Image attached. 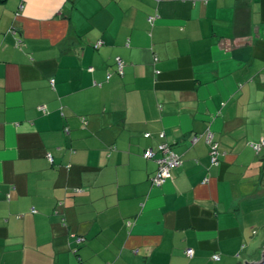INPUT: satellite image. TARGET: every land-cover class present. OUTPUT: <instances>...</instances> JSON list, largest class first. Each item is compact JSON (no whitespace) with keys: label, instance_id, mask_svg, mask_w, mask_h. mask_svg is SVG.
<instances>
[{"label":"crops","instance_id":"1","mask_svg":"<svg viewBox=\"0 0 264 264\" xmlns=\"http://www.w3.org/2000/svg\"><path fill=\"white\" fill-rule=\"evenodd\" d=\"M261 139L264 0H0V264L261 258Z\"/></svg>","mask_w":264,"mask_h":264},{"label":"built area","instance_id":"2","mask_svg":"<svg viewBox=\"0 0 264 264\" xmlns=\"http://www.w3.org/2000/svg\"><path fill=\"white\" fill-rule=\"evenodd\" d=\"M154 17H148L149 21H152ZM99 43H97L98 45ZM115 63L117 65V70L121 74L123 68V61L119 56L115 57ZM109 77V75L107 76ZM53 82V80H51ZM160 137H164L163 134H160ZM207 143L209 145L210 159L212 162L216 161L217 154V143L211 139V134L208 132L206 136ZM250 146L255 152H258L264 146V139H261L258 143H251ZM158 154V155H157ZM145 158H151L155 160L157 167L154 175L151 177V182L154 185H161L165 180L170 176V171L181 165L182 161L177 153L173 151L171 145L167 142H161L156 145L155 148H147L143 152ZM33 212L36 210L33 208ZM185 253L188 256H192L193 249L187 248ZM213 258L217 259L218 255H213Z\"/></svg>","mask_w":264,"mask_h":264},{"label":"water","instance_id":"3","mask_svg":"<svg viewBox=\"0 0 264 264\" xmlns=\"http://www.w3.org/2000/svg\"><path fill=\"white\" fill-rule=\"evenodd\" d=\"M245 264H264V250L261 254V258L255 260H246Z\"/></svg>","mask_w":264,"mask_h":264},{"label":"rangeland","instance_id":"4","mask_svg":"<svg viewBox=\"0 0 264 264\" xmlns=\"http://www.w3.org/2000/svg\"><path fill=\"white\" fill-rule=\"evenodd\" d=\"M256 258L258 259V258H259V256H257ZM256 258H255V259H256Z\"/></svg>","mask_w":264,"mask_h":264}]
</instances>
